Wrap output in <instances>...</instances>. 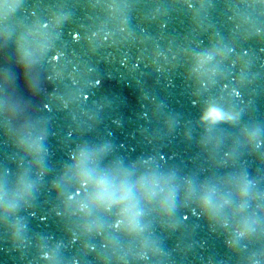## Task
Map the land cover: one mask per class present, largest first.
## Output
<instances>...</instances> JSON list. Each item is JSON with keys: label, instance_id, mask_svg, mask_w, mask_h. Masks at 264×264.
<instances>
[{"label": "clouds", "instance_id": "9594fccd", "mask_svg": "<svg viewBox=\"0 0 264 264\" xmlns=\"http://www.w3.org/2000/svg\"><path fill=\"white\" fill-rule=\"evenodd\" d=\"M204 120H208L210 122L216 123L222 120H231L233 117L226 116L220 109L212 107L207 109L205 116L202 118ZM90 157L84 153L81 154L80 163L76 166L77 172L74 176L75 179L79 180L82 187H91L92 195L89 197V201L85 204L81 210L90 206H98L103 205L105 207L116 206L121 202L128 201L130 199V189H125L123 191L120 190H112L108 181L106 180H95L90 173L83 170V165L87 162ZM30 187V186H29ZM153 187L159 188L162 196L161 199V207L165 205L170 207L171 196L169 193H166L163 187L160 185H152L148 184V188L151 189ZM155 194V193H153ZM201 204L206 209H212V201L210 197L205 196ZM123 213L128 215L131 219H135V216L138 213L134 212V205L129 204L127 207L123 209ZM239 235H243V232L239 233Z\"/></svg>", "mask_w": 264, "mask_h": 264}]
</instances>
